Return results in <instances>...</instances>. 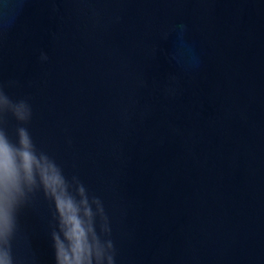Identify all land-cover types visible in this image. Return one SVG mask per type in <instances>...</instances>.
<instances>
[{"label":"water","instance_id":"obj_1","mask_svg":"<svg viewBox=\"0 0 264 264\" xmlns=\"http://www.w3.org/2000/svg\"><path fill=\"white\" fill-rule=\"evenodd\" d=\"M0 88L114 264H264V0H0ZM53 217L20 210L13 264H55Z\"/></svg>","mask_w":264,"mask_h":264},{"label":"clouds","instance_id":"obj_2","mask_svg":"<svg viewBox=\"0 0 264 264\" xmlns=\"http://www.w3.org/2000/svg\"><path fill=\"white\" fill-rule=\"evenodd\" d=\"M20 125L31 119L24 101L11 100L0 88V264H13L12 240L18 214L40 193L54 209L55 226L50 233L55 264H114L104 207L79 180L69 179L62 167L37 149L24 126L16 128L15 140L5 130V117ZM99 221L100 231H97Z\"/></svg>","mask_w":264,"mask_h":264}]
</instances>
